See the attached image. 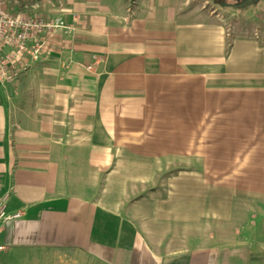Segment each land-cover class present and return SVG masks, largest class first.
I'll use <instances>...</instances> for the list:
<instances>
[{
  "label": "crops",
  "instance_id": "crops-1",
  "mask_svg": "<svg viewBox=\"0 0 264 264\" xmlns=\"http://www.w3.org/2000/svg\"><path fill=\"white\" fill-rule=\"evenodd\" d=\"M186 2L6 0L67 29L0 82V264H264V36Z\"/></svg>",
  "mask_w": 264,
  "mask_h": 264
},
{
  "label": "built area",
  "instance_id": "built-area-1",
  "mask_svg": "<svg viewBox=\"0 0 264 264\" xmlns=\"http://www.w3.org/2000/svg\"><path fill=\"white\" fill-rule=\"evenodd\" d=\"M31 9L38 4L25 6L21 12L11 13L6 0H0V82L16 80L21 71L41 59L49 47V35L56 28L67 29L61 18L44 19L33 16ZM30 12V13H29ZM88 66L87 69H90ZM8 195L0 201V223L20 219L22 213L7 212ZM4 249L0 246V250Z\"/></svg>",
  "mask_w": 264,
  "mask_h": 264
},
{
  "label": "rangeland",
  "instance_id": "rangeland-1",
  "mask_svg": "<svg viewBox=\"0 0 264 264\" xmlns=\"http://www.w3.org/2000/svg\"><path fill=\"white\" fill-rule=\"evenodd\" d=\"M186 11L196 16H210L221 22L230 35L264 36V0H252L247 8L220 7L211 0H187Z\"/></svg>",
  "mask_w": 264,
  "mask_h": 264
},
{
  "label": "trees",
  "instance_id": "trees-1",
  "mask_svg": "<svg viewBox=\"0 0 264 264\" xmlns=\"http://www.w3.org/2000/svg\"><path fill=\"white\" fill-rule=\"evenodd\" d=\"M217 6L243 8L251 4L252 0H211Z\"/></svg>",
  "mask_w": 264,
  "mask_h": 264
}]
</instances>
